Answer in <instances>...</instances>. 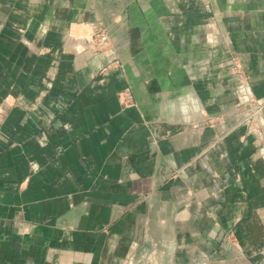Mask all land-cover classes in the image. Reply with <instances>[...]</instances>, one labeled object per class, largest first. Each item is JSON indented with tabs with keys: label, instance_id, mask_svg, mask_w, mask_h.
<instances>
[{
	"label": "crops",
	"instance_id": "1",
	"mask_svg": "<svg viewBox=\"0 0 264 264\" xmlns=\"http://www.w3.org/2000/svg\"><path fill=\"white\" fill-rule=\"evenodd\" d=\"M252 100L264 0H0V264H264Z\"/></svg>",
	"mask_w": 264,
	"mask_h": 264
},
{
	"label": "built area",
	"instance_id": "2",
	"mask_svg": "<svg viewBox=\"0 0 264 264\" xmlns=\"http://www.w3.org/2000/svg\"><path fill=\"white\" fill-rule=\"evenodd\" d=\"M91 41H92L91 45L93 50L99 51L104 49L105 46L109 45V36L104 29H99L96 30V32L92 35ZM237 73L241 75V71L237 70ZM240 77L242 78V75ZM263 109H264V104L248 103L244 107L238 108L233 117L237 118L239 123L241 125L246 126L248 130L255 131L260 134L262 128L261 116ZM225 119H227L226 115L207 118L203 122V125L207 127H213L217 125V123L223 122Z\"/></svg>",
	"mask_w": 264,
	"mask_h": 264
},
{
	"label": "rangeland",
	"instance_id": "3",
	"mask_svg": "<svg viewBox=\"0 0 264 264\" xmlns=\"http://www.w3.org/2000/svg\"><path fill=\"white\" fill-rule=\"evenodd\" d=\"M237 70L241 71L242 78L240 77L241 75H239V74L237 73ZM233 71H234V74H236L237 76H239L240 79H244V78H245L244 73H243V71H242V67H240V66L237 64L236 59H234V67H233ZM250 103H255V104H256V103H258V102H256L255 100H252V101H250ZM3 108H4V107L2 106V103H0V127H1V125L3 124V122H4V120H5L6 116H7V113L4 111Z\"/></svg>",
	"mask_w": 264,
	"mask_h": 264
},
{
	"label": "clouds",
	"instance_id": "4",
	"mask_svg": "<svg viewBox=\"0 0 264 264\" xmlns=\"http://www.w3.org/2000/svg\"><path fill=\"white\" fill-rule=\"evenodd\" d=\"M184 111H185V114H186L187 113V109L185 108Z\"/></svg>",
	"mask_w": 264,
	"mask_h": 264
}]
</instances>
